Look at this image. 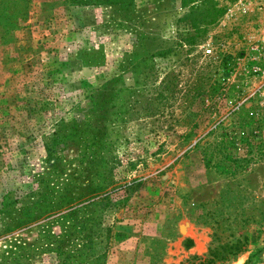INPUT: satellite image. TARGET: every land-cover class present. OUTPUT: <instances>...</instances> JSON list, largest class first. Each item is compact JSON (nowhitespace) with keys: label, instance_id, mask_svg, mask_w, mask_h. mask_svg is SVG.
Returning a JSON list of instances; mask_svg holds the SVG:
<instances>
[{"label":"rangeland","instance_id":"1","mask_svg":"<svg viewBox=\"0 0 264 264\" xmlns=\"http://www.w3.org/2000/svg\"><path fill=\"white\" fill-rule=\"evenodd\" d=\"M53 203L87 264H264V7L0 0V255L80 253Z\"/></svg>","mask_w":264,"mask_h":264},{"label":"trees","instance_id":"2","mask_svg":"<svg viewBox=\"0 0 264 264\" xmlns=\"http://www.w3.org/2000/svg\"><path fill=\"white\" fill-rule=\"evenodd\" d=\"M198 0H181V5L182 7H189L190 9H193V7L195 6V4H197ZM109 196L110 193L109 191H105L103 192L102 195L99 196V203H103L104 206H107L109 203ZM95 203V201L90 202L89 205H93ZM58 204H54L53 205H47L44 209L43 207H40L39 209H43V214L47 211L52 212V211H56L58 212V215L54 218H56L58 221L60 222V233L57 235L59 238H61V240H59L60 242H63L62 240L66 237L69 238V241H71V239H81L83 240V245L81 247V249H77V251H81L80 253L74 252V249H70L67 251V249L58 246L54 249L55 253L58 255L59 260H62V263H67V260L69 258H73L74 256H76V258H74V260H72L70 263L76 261L79 257H83L81 261L78 262V264H87L86 259L88 258L87 256V252L89 250H92V243H91V237H93L95 230L93 229V224L92 223L89 227L87 226V222H88V218L86 219H82L79 218V213L80 211H85V209H87V207L89 205H85L84 207H78L75 206L74 203L66 206V207H57ZM23 211V215L25 216L23 219V224L22 226L24 228L28 227L30 225V222H32L31 215L36 214L33 211H29L28 207H23L22 208ZM41 214V213H39ZM36 216H38L36 214ZM30 219V220H29ZM81 220H83L82 222H80ZM43 226V236H46L48 239V236H54L51 235V231L49 228V224L48 222L41 224ZM97 227V230L100 231L99 227ZM87 230V231H86ZM54 240V239H53ZM88 243V244H86ZM51 243L47 242V246H49ZM20 245H15L14 247H10L9 249H6L1 255H0V264H22L16 257V252L15 250L17 248H19ZM14 248V249H13ZM82 249H85L86 251H82ZM95 253V249H93V252ZM98 257V256H97ZM97 257L94 258V260L97 259ZM93 260V261H94ZM69 263V264H70Z\"/></svg>","mask_w":264,"mask_h":264},{"label":"built area","instance_id":"3","mask_svg":"<svg viewBox=\"0 0 264 264\" xmlns=\"http://www.w3.org/2000/svg\"><path fill=\"white\" fill-rule=\"evenodd\" d=\"M255 2L257 3V7H264V0H255ZM206 51L210 53L211 49H207Z\"/></svg>","mask_w":264,"mask_h":264}]
</instances>
